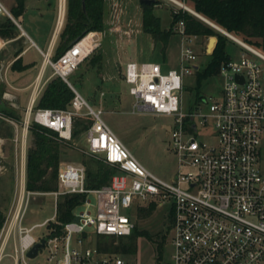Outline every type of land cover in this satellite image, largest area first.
I'll use <instances>...</instances> for the list:
<instances>
[{
	"label": "built area",
	"instance_id": "obj_1",
	"mask_svg": "<svg viewBox=\"0 0 264 264\" xmlns=\"http://www.w3.org/2000/svg\"><path fill=\"white\" fill-rule=\"evenodd\" d=\"M168 1L242 49L237 57L227 54L228 58L221 63L217 73L221 78L218 96L201 95L187 110L182 104L183 77L199 70L197 55L189 46L181 47L178 67L166 72L153 62L125 64L122 74L135 98L133 109L173 119L166 129L177 156L175 178L166 181L147 170L103 120L101 110L92 108L75 89L72 88L70 106L64 110L32 111L33 97L22 123L24 135L31 118L69 140L72 119L84 106L92 119L85 131L88 152L117 167L118 172L108 184L94 189L85 186L84 168L72 163L59 166L56 190L27 191L22 180L14 205L0 227V263L16 226L13 254H6L13 264H31L29 260L47 247L46 261L41 264H131L122 255L99 251L96 238L129 235L134 221L122 214L120 208L135 210L153 203L156 207L166 206L168 214L172 213L169 231L172 252L169 260L162 259L156 264H264V51L198 13L186 1ZM65 5L66 0H58L56 25L61 12L63 22ZM5 18L20 27L0 1V23ZM173 30L187 42L198 37L185 33L183 21ZM20 33L25 35L22 30ZM210 38L207 37L208 42ZM7 42L0 37V50ZM206 42L204 52L209 55L216 42L208 52ZM99 45L97 31H89L56 59H52L50 51L42 52V65L49 66L53 76L68 83V76ZM1 70L0 81L4 82ZM41 87L36 83L32 95L39 93ZM74 193L94 194L95 213L88 210L90 201L85 199L82 204L85 209L73 213L70 220H54L59 232L53 233L55 229L48 228L49 220L36 224L46 225L48 231L38 238L30 235L36 225L30 228L19 225L29 195L52 194L57 208L60 195ZM87 227L92 230L87 231ZM41 239H44L42 247L29 257V250Z\"/></svg>",
	"mask_w": 264,
	"mask_h": 264
},
{
	"label": "rangeland",
	"instance_id": "obj_2",
	"mask_svg": "<svg viewBox=\"0 0 264 264\" xmlns=\"http://www.w3.org/2000/svg\"><path fill=\"white\" fill-rule=\"evenodd\" d=\"M0 1L20 25V27L16 25L11 37H0L9 40L17 37L21 30L25 33V35L17 37L16 40L10 41L1 51V73L12 61L15 52L21 48L26 49L22 55L23 61H34L35 71H37L43 61L39 49L44 51L56 25L58 0H24L23 7L18 12L17 0ZM183 1L192 6L190 0ZM152 11L159 18L161 29L168 30L171 26L172 11L179 12V8L168 0H156ZM65 21L64 16L59 31ZM175 26L177 27L178 23ZM103 27V30L97 31L100 45L68 76V79L92 108L101 110L103 120L147 170L163 180L171 181L177 174L178 164L177 156L171 149V140L167 134L166 126L171 125L173 119L170 116L133 109L135 98L129 93V85L124 81L122 72L128 61L157 63L161 65L163 72L177 68L182 46H189L195 52L199 70H202L210 59V56L204 52V43L207 41V37H191V42H187L174 30V33L166 40L155 41L149 33L142 30V5L139 0H104ZM233 33L252 44L244 35ZM207 44L208 41L206 46ZM241 50L239 45L226 40L225 52L227 54L237 57ZM45 70L47 74L51 69L46 66ZM196 73L183 77L182 104L184 110L191 108L201 95L217 97L219 94L221 87L219 76L198 81ZM6 87L7 83L0 81V103L2 104L0 134L7 138L0 150V170L2 171L0 173V213L3 219L13 207L21 185L20 164L17 166L10 145L13 141V124L17 123L20 127V121L23 123L25 120L24 112L17 111L14 106L6 102L9 99V96H5L7 94ZM5 112L11 113L12 116L4 114ZM75 118L92 120L84 106L74 116L73 121ZM62 140H64V144L61 146L62 154L59 166L64 163H72L83 167L85 185L94 179L92 175L88 176V171L94 172L97 165H100L101 168L106 166L100 156L88 152L85 133L79 134L77 137L71 136L69 140ZM28 142L27 148L32 144L30 132H28ZM64 195L68 194L60 195L57 203ZM86 199L90 201L88 210L94 214L96 201L94 194H87ZM82 204L80 203L73 209L74 214L85 209V205ZM138 211L139 208L135 210L120 208L122 214L133 219V228L148 232L150 238L139 236L136 239L134 254L120 253L119 255L126 257L131 264H156L162 259L163 262L169 260L172 248L169 243L170 232H167V227L170 224L167 207H155L146 216H139ZM56 212L55 198L52 194H31L28 196L19 225L22 228H30L45 220L55 222ZM13 229L14 232L4 249L5 256L0 264H13L6 255L13 254V238H17L16 226ZM86 230L90 232L92 228L87 227ZM47 232L46 225H36L31 229L30 235L38 238L46 236ZM163 235H165L164 239ZM120 242L127 243L128 238L115 239V244ZM158 242H163L162 252L159 256L157 254ZM47 255L48 247L42 249L40 254L30 259L29 262L31 264L45 263Z\"/></svg>",
	"mask_w": 264,
	"mask_h": 264
},
{
	"label": "trees",
	"instance_id": "obj_3",
	"mask_svg": "<svg viewBox=\"0 0 264 264\" xmlns=\"http://www.w3.org/2000/svg\"><path fill=\"white\" fill-rule=\"evenodd\" d=\"M24 0H17L18 11H21ZM193 8L205 17L213 20L224 29L244 35L252 44L264 51V0H190ZM142 5V30L149 33L155 41L166 40L174 33V26L183 21L184 31L189 35L198 37L215 36L217 38L215 47L210 59L202 70L197 71V80L211 78L217 75L219 67L228 58L225 52V42L227 38L213 28L205 25L201 20L188 12L181 11L171 14V26L168 30H162L159 18L153 14L154 4ZM104 0H66L65 24L58 33L57 42L54 47L52 59H56L69 45L80 39L89 31L103 30ZM16 25L9 18H5L0 23V36L11 37ZM213 44V42H212ZM211 44V45H212ZM21 50H17V55ZM20 57L11 64L12 68H20ZM74 96L72 88L59 76H52L44 83L39 95L34 100L32 111L39 108L67 109ZM0 103V108H1ZM6 115H11L5 112ZM74 118V117H73ZM92 120L81 118L72 119L71 136L77 137L85 133ZM28 132L31 133L32 144L26 151L25 164V189L27 191H52L57 188V175L61 161V146L64 140L59 138L58 133L45 126L38 125L34 121H29ZM106 166L101 168L97 165L94 172L88 171V176H93L85 186L90 189L99 188L109 183L113 174L118 172L117 167L111 166L102 161ZM105 167V168H104ZM86 199L84 193L68 194L61 197L57 203L56 221L66 222L73 217V209L83 203ZM155 204L151 203L147 207L139 208L138 215L146 216L153 209ZM172 213H169L170 224L167 232L171 228ZM3 216L0 213V227ZM48 228H54V232H59V226L50 222ZM139 236L150 238L148 232L133 228L126 236H98L96 246L99 251L114 254H134L136 249V239ZM128 238L127 243L115 244V239ZM165 235H163V239ZM163 242H158L157 254L162 252Z\"/></svg>",
	"mask_w": 264,
	"mask_h": 264
},
{
	"label": "crops",
	"instance_id": "obj_4",
	"mask_svg": "<svg viewBox=\"0 0 264 264\" xmlns=\"http://www.w3.org/2000/svg\"><path fill=\"white\" fill-rule=\"evenodd\" d=\"M59 29L56 30L54 26V29L52 31V34L49 38L47 45L45 46L44 51L39 49L41 54L42 52L45 53L46 51H50L51 55L53 54L54 47L57 42ZM21 35L22 34L20 33L18 34L17 37L19 38L21 37ZM17 37L9 39V40L4 39L8 41L6 45L10 41L16 40ZM32 44L35 45L34 43ZM6 45L0 50V53L6 47ZM20 50L21 51L13 57L12 61L9 62V64H7L5 69H3L4 70L3 74L6 79L4 82L7 83L6 93H7V96H9V99L6 100V102L9 105L14 106L17 111L24 112L25 114L24 118H26L27 117L26 109L30 106L31 99L34 97V100H35L41 91L40 90L39 93H37L34 96L32 95L33 87L36 85V83L37 84L40 83V85L43 87L44 83L48 81L53 75H52L51 70L49 73L46 74V70H45L46 66L42 64H41V67H39L37 71H35L36 66H35L34 61H23L22 59V55L24 54L26 49L21 48ZM18 57L21 58L20 63L18 65L20 66V68L18 67L12 68L11 67L12 62L16 60ZM8 73L10 74V78L8 76ZM68 85L71 88L75 89L74 86L69 81V79H68ZM20 124H21L20 127L17 125V123L13 124L14 125L13 135H12L13 141L10 143V145H11L12 156L15 162L17 163V166H19L20 164L19 167L21 171V181L23 180V183L25 185L26 150H27V145L29 142H28V130L26 131L24 135V133L22 132V122L21 121H20ZM6 139L7 138L5 137V135L0 134V150L1 148H3V145ZM0 173H2L1 170H0Z\"/></svg>",
	"mask_w": 264,
	"mask_h": 264
},
{
	"label": "water",
	"instance_id": "obj_5",
	"mask_svg": "<svg viewBox=\"0 0 264 264\" xmlns=\"http://www.w3.org/2000/svg\"><path fill=\"white\" fill-rule=\"evenodd\" d=\"M155 2H156V0H139V3H140V4H147V5L154 4ZM82 6H83V8H84V0H82ZM61 24H62V23H61ZM212 40H213V44L211 43ZM215 42H216V39H215L214 37H211V38L209 39L208 46H207V52L210 50V48H211L212 46H214ZM211 44H212V45H211ZM5 96H7V94H5ZM74 219L76 220L77 217H75ZM43 242H44V239H41L40 242L35 243V244L33 245V247L29 250V252H28V256H29V257H33V256H35L36 253H37L38 248H39V247H42Z\"/></svg>",
	"mask_w": 264,
	"mask_h": 264
},
{
	"label": "bare ground",
	"instance_id": "obj_6",
	"mask_svg": "<svg viewBox=\"0 0 264 264\" xmlns=\"http://www.w3.org/2000/svg\"><path fill=\"white\" fill-rule=\"evenodd\" d=\"M61 22H62V12H61L60 17H59V19H58V21H57L56 30L59 29V27H60V25H61ZM89 36H90V35H89Z\"/></svg>",
	"mask_w": 264,
	"mask_h": 264
}]
</instances>
